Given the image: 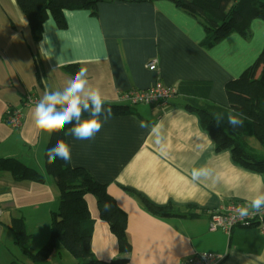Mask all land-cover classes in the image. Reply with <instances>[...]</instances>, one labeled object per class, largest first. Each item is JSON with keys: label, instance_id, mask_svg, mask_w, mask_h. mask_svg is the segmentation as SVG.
<instances>
[{"label": "crops", "instance_id": "obj_1", "mask_svg": "<svg viewBox=\"0 0 264 264\" xmlns=\"http://www.w3.org/2000/svg\"><path fill=\"white\" fill-rule=\"evenodd\" d=\"M173 1L107 0L94 12L66 11V28L58 29L48 19L35 42L16 1L0 0V158L17 159L45 177L44 182H19L0 172V264H77L63 253L65 249L57 251L59 260L52 261L60 244L45 263L29 260L9 229L12 219H23L30 252L48 241L51 215L59 205L55 182L44 167L51 132L34 126V105L24 106L23 99L31 95L39 101L48 81L63 87L70 76L63 67L85 68L89 85L98 88L108 103L120 104L123 92L146 89L156 81L176 90L181 83L207 82L210 89L203 101L228 106L224 85L261 52L264 22H250L248 39L233 33L206 48L200 44L202 26ZM153 60L156 70L147 69ZM183 90L163 108L137 105L132 106L135 115L110 117L92 140H77L67 133L71 165L83 167L105 185L127 218L130 252L120 255L96 199L86 197L93 220L92 254L100 261L124 257L127 264H179L195 254L213 253L224 257L221 264H264V233L259 226L238 227L229 235L208 231L210 212L232 202L247 205L255 193L264 191V175L234 164L229 151L216 152L199 117L185 108L192 89ZM9 108L21 111L20 127L6 124ZM141 121H163V151L139 126ZM250 140L255 139L243 138L264 153L256 140L259 145ZM202 165L219 174L215 182L191 181V167ZM144 201L185 217L154 214Z\"/></svg>", "mask_w": 264, "mask_h": 264}, {"label": "trees", "instance_id": "obj_2", "mask_svg": "<svg viewBox=\"0 0 264 264\" xmlns=\"http://www.w3.org/2000/svg\"><path fill=\"white\" fill-rule=\"evenodd\" d=\"M15 1L28 22L32 39L38 42L42 37L43 24L48 19H52L58 29H65L64 13L66 11L94 12L98 3L107 0ZM173 3L184 13L195 18L202 26L204 38L200 44L206 48L214 47L233 33L248 39L250 37V22L253 19L264 22V3L256 0H175ZM79 69L78 65L63 67V71L68 75ZM185 88L192 89L191 93L194 94L185 108L199 117L203 129L214 142L216 152L229 151L234 164L244 170L264 175V153L256 152L243 141L245 137L254 138L264 149V45L249 67L236 78L225 83L224 92L228 100L227 107L203 101L206 100L204 98H208L210 83H181L176 93L184 91ZM196 95L198 98H195ZM104 107L111 109V117L136 114L132 106L123 103L104 102ZM230 110L243 114V127L233 130L227 126L226 122L219 127L216 125L215 114L227 113ZM84 115L87 117L86 113ZM73 126L74 122L65 125L58 131L51 132L44 152L46 174L55 182L59 201L57 210L51 215L48 241L36 252H30L28 249L30 237L26 233L23 219H12L9 229L22 254L36 263H45L53 254L56 245L60 244L77 261V264H127V259L124 257L100 261L94 257L91 251L93 220L86 202L87 196H93L96 199L101 218L110 225V230L117 240L120 255L130 252L125 232L126 214L108 194L106 186L97 182L83 167H74L71 163L67 164L59 158L54 163L47 162L45 154L47 149L55 143L57 138L64 139L66 142V135ZM0 172L11 174L19 182H44L45 180L42 174L14 158H0ZM105 202L111 205V209L108 211L105 210ZM144 202L154 214L185 217L171 213L170 207L158 208L147 201ZM196 216L188 215V217ZM257 226H259L258 222L248 227Z\"/></svg>", "mask_w": 264, "mask_h": 264}, {"label": "clouds", "instance_id": "obj_3", "mask_svg": "<svg viewBox=\"0 0 264 264\" xmlns=\"http://www.w3.org/2000/svg\"><path fill=\"white\" fill-rule=\"evenodd\" d=\"M85 113L87 117H85ZM111 115V109L104 107L100 90L89 85L85 68H80L71 74L65 80L63 87L57 85L55 81H48L43 97L35 103L32 109V121L37 129L53 132L74 122V126L69 129V134L77 140L94 139L101 130L103 123ZM101 117H103V121ZM214 121L218 127L226 122L227 126L233 130L244 125L243 114L231 110L227 113L215 114ZM139 126L147 131L152 142L163 151V121L154 124L141 121ZM45 154L47 162L50 164L54 163L57 158L62 159L67 164L71 163V149L64 139L57 138ZM218 175L213 168L207 165L193 166L190 169V177L193 183L215 182ZM104 207L106 211L111 209V205L107 202H105ZM236 211L241 218L264 211V191L255 193L247 205L238 206Z\"/></svg>", "mask_w": 264, "mask_h": 264}, {"label": "built area", "instance_id": "obj_4", "mask_svg": "<svg viewBox=\"0 0 264 264\" xmlns=\"http://www.w3.org/2000/svg\"><path fill=\"white\" fill-rule=\"evenodd\" d=\"M146 68L149 70H156V61H150ZM176 94V88L171 86H165L160 81H156L153 85L146 89L136 90L130 89L123 92L119 96V101L130 106L146 105L153 108L165 107L167 101ZM36 100L27 95L23 99V105L26 107L35 105ZM21 111L19 109L9 108L5 113V122L11 128H18L21 125ZM245 205L242 202H232L228 205L210 212L208 221V231L217 232L220 231L226 235H229L233 229L238 227H248L256 222L259 223V227L264 233V211L256 214H250L247 217H239L236 209L238 206ZM1 216V209H0ZM224 257L221 255L206 253L195 254L188 259L180 262L179 264H221Z\"/></svg>", "mask_w": 264, "mask_h": 264}, {"label": "rangeland", "instance_id": "obj_5", "mask_svg": "<svg viewBox=\"0 0 264 264\" xmlns=\"http://www.w3.org/2000/svg\"><path fill=\"white\" fill-rule=\"evenodd\" d=\"M256 1H258V2H262V3H264V0H256ZM251 142H253L254 144H258L255 140H250ZM259 145V144H258ZM262 150H264L263 148H262ZM257 152V151H256ZM62 246L61 245H58V248H57V250H55V252H54V254H53V258H52V261L53 262H56L57 260H59V257H58V255H57V251H59L60 249L62 250V251H64L63 249L64 248H61ZM63 253H65V255H67V257H68V259H73L72 258V256L68 253V252H63ZM62 260V262L63 263H66V256H65V259L64 258H62L61 259Z\"/></svg>", "mask_w": 264, "mask_h": 264}]
</instances>
